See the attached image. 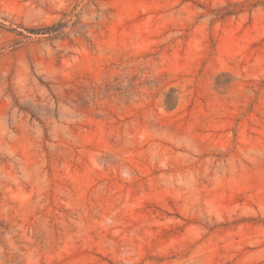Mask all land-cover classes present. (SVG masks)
Segmentation results:
<instances>
[{
    "label": "rangeland",
    "instance_id": "rangeland-1",
    "mask_svg": "<svg viewBox=\"0 0 264 264\" xmlns=\"http://www.w3.org/2000/svg\"><path fill=\"white\" fill-rule=\"evenodd\" d=\"M0 264H264V0H0Z\"/></svg>",
    "mask_w": 264,
    "mask_h": 264
}]
</instances>
